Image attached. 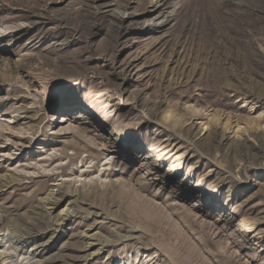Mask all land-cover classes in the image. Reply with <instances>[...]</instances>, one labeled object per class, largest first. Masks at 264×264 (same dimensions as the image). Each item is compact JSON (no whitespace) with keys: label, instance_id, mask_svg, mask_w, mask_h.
<instances>
[{"label":"rangeland","instance_id":"obj_1","mask_svg":"<svg viewBox=\"0 0 264 264\" xmlns=\"http://www.w3.org/2000/svg\"><path fill=\"white\" fill-rule=\"evenodd\" d=\"M262 136L264 0H0V264H264Z\"/></svg>","mask_w":264,"mask_h":264},{"label":"bare ground","instance_id":"obj_2","mask_svg":"<svg viewBox=\"0 0 264 264\" xmlns=\"http://www.w3.org/2000/svg\"><path fill=\"white\" fill-rule=\"evenodd\" d=\"M262 141H264V136H262L261 138H260ZM169 170H174V168L173 167H170L169 168ZM52 196V193H49L48 194V196L46 197V200L49 202V201H51L50 200V197ZM145 204H147V206H149L151 203H147V202H145ZM141 206H143V204L141 205ZM152 208L151 209H156L154 206H152V205H150ZM73 211H69L68 209H66L64 212H63V217H65V216H68L70 213H72ZM30 224L32 225L33 224V222L31 221L30 222ZM161 228V227H160ZM28 231V230H27ZM240 231L241 232H243V233H246L247 232V230L244 228V227H241L240 228ZM7 234H9V232H6V233H2V234H0V236H1V238H5V236L7 235ZM174 241V240H173ZM0 243H1V240H0ZM173 247H174V249H176L177 251H178V256H177V263L178 264H198L197 263V261H198V258H196V259H192V258H189V257H187L184 253H186V250H185V248L182 246V245H180V244H177L176 242H174V245H173ZM1 256H3V257H9V254L8 253H6V252H1ZM47 262H50V260H45V262H42V264H48ZM25 264H36L34 261H28L27 263H25ZM38 264V263H37Z\"/></svg>","mask_w":264,"mask_h":264}]
</instances>
